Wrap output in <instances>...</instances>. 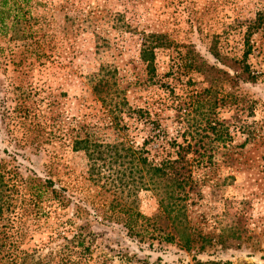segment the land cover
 <instances>
[{
  "label": "rangeland",
  "instance_id": "374dc122",
  "mask_svg": "<svg viewBox=\"0 0 264 264\" xmlns=\"http://www.w3.org/2000/svg\"><path fill=\"white\" fill-rule=\"evenodd\" d=\"M18 6L0 31V264H264V0ZM154 37L164 45L147 56ZM248 50L251 83L187 67L196 54L233 77ZM86 139L155 163L191 146L198 195L177 218L154 190L131 196L145 229L173 243L104 222L126 193L104 189V156L74 151ZM29 177L53 187L33 199Z\"/></svg>",
  "mask_w": 264,
  "mask_h": 264
},
{
  "label": "trees",
  "instance_id": "16d2710c",
  "mask_svg": "<svg viewBox=\"0 0 264 264\" xmlns=\"http://www.w3.org/2000/svg\"><path fill=\"white\" fill-rule=\"evenodd\" d=\"M18 0H0V31L7 30L6 21L10 18L17 20L19 13ZM264 18L259 16L255 22L256 25L262 26ZM13 31V27L11 28ZM5 33V32H4ZM159 38H152L151 43L146 47V55H152V50L161 47L162 41ZM189 54V53H188ZM211 54L219 62L225 61L218 50L214 47ZM249 50L243 54L242 60L236 63L237 70L234 76H229L226 72L214 69L206 65L203 61H198L196 54H192L187 64L188 68L201 72L206 77H214V73L219 74V78H227L235 83L254 82V76L250 74L249 65L246 63ZM153 70V69H152ZM212 74V75H211ZM99 88V87H97ZM185 143V142H184ZM175 144L174 157H168L161 162L155 163L149 160L145 149H133L125 144L104 145L92 143L89 140H75L74 151H83L86 155L94 159H102L104 164V189L106 191L120 192L125 194L123 203L111 205L109 211L104 216V222L108 224H117L122 226L130 236L139 237L140 239H150L151 241H163L173 243L175 237L170 234H157L156 231L145 229V223L148 220L139 212L132 211V192L138 188L156 191L159 197V206L164 214L170 218H177L185 208V201L190 199V194L198 195L195 192L197 183L192 179L191 168L186 160L191 151L190 145ZM101 161V160H99ZM25 187L32 193L33 199L41 198L48 187H53L49 180L41 183L40 180L29 177L25 181ZM55 192V190H52ZM62 192V191H61ZM68 201V200H67ZM2 209L0 207V214ZM175 213V216H174ZM1 248V247H0ZM25 264V262H22Z\"/></svg>",
  "mask_w": 264,
  "mask_h": 264
}]
</instances>
